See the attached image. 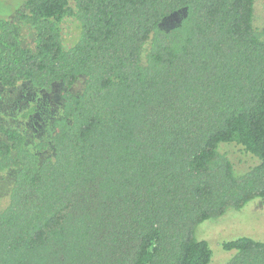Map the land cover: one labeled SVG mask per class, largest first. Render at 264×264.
<instances>
[{
	"label": "trees",
	"instance_id": "trees-1",
	"mask_svg": "<svg viewBox=\"0 0 264 264\" xmlns=\"http://www.w3.org/2000/svg\"><path fill=\"white\" fill-rule=\"evenodd\" d=\"M259 1L22 0L0 15V86L60 83L62 105L45 140L0 124V264H212L197 228L264 201ZM231 144L257 162L236 172ZM219 249L264 264V239Z\"/></svg>",
	"mask_w": 264,
	"mask_h": 264
},
{
	"label": "rangeland",
	"instance_id": "rangeland-1",
	"mask_svg": "<svg viewBox=\"0 0 264 264\" xmlns=\"http://www.w3.org/2000/svg\"><path fill=\"white\" fill-rule=\"evenodd\" d=\"M255 5L254 25L264 30V3L259 1ZM21 6L22 0H0V15L12 19ZM176 20V16L171 17L162 26L171 27ZM72 36L73 25L67 20L63 23L66 44ZM60 85L56 83L50 93L36 90L27 82H21L11 90L0 86V124L24 130L28 135V143L45 140L49 136L52 120L61 114ZM80 89L81 84L78 83L73 92L77 93ZM25 113L29 114L28 117L23 116ZM223 150L233 162L236 172H243L257 162L234 144L223 147ZM49 154L47 152L45 155ZM12 175V172L0 175V209L5 205ZM241 235L264 239V201H254L241 211H229L217 220L206 221L196 231L197 238L207 241L213 250L212 264H223L227 259L228 254L219 249L220 242Z\"/></svg>",
	"mask_w": 264,
	"mask_h": 264
}]
</instances>
